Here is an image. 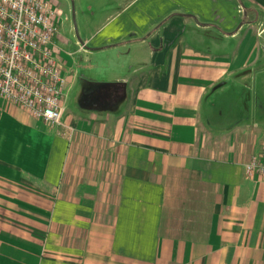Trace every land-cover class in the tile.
Instances as JSON below:
<instances>
[{"label": "crops", "instance_id": "0c3cea01", "mask_svg": "<svg viewBox=\"0 0 264 264\" xmlns=\"http://www.w3.org/2000/svg\"><path fill=\"white\" fill-rule=\"evenodd\" d=\"M113 2L72 51L53 38L58 127L0 102V264H264L241 173L264 137L221 91L254 75L264 0Z\"/></svg>", "mask_w": 264, "mask_h": 264}, {"label": "built area", "instance_id": "2783aa9c", "mask_svg": "<svg viewBox=\"0 0 264 264\" xmlns=\"http://www.w3.org/2000/svg\"><path fill=\"white\" fill-rule=\"evenodd\" d=\"M54 19L42 0H0V102L48 129L59 125L64 87L53 57ZM241 173L264 181V146Z\"/></svg>", "mask_w": 264, "mask_h": 264}, {"label": "rangeland", "instance_id": "374dc122", "mask_svg": "<svg viewBox=\"0 0 264 264\" xmlns=\"http://www.w3.org/2000/svg\"><path fill=\"white\" fill-rule=\"evenodd\" d=\"M51 10L57 9L59 17H55L57 37L68 46V52L72 51V43L77 45L82 36H87L100 25L107 11L113 9V0H42ZM123 1V0H120ZM112 5V6H111ZM111 6V7H110ZM261 48V49H260ZM260 51L256 50V62L253 65L254 75L247 81L231 88L222 87L221 91L226 97H231L230 110L241 120L251 121L255 127V134L264 137V44H261ZM236 98V99H235ZM67 114L74 113L73 103L67 101ZM251 119V120H250ZM226 121L219 120L222 127H226ZM0 189H2L0 187Z\"/></svg>", "mask_w": 264, "mask_h": 264}, {"label": "trees", "instance_id": "16d2710c", "mask_svg": "<svg viewBox=\"0 0 264 264\" xmlns=\"http://www.w3.org/2000/svg\"><path fill=\"white\" fill-rule=\"evenodd\" d=\"M91 90L100 97L110 99L112 102L117 101L120 95V89L118 86H97L91 88Z\"/></svg>", "mask_w": 264, "mask_h": 264}]
</instances>
